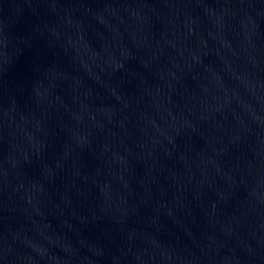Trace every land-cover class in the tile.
<instances>
[{"label": "water", "instance_id": "obj_1", "mask_svg": "<svg viewBox=\"0 0 264 264\" xmlns=\"http://www.w3.org/2000/svg\"><path fill=\"white\" fill-rule=\"evenodd\" d=\"M0 264H264V0H0Z\"/></svg>", "mask_w": 264, "mask_h": 264}]
</instances>
